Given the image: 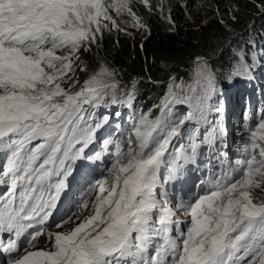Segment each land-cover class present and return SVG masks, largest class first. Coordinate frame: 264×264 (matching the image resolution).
Instances as JSON below:
<instances>
[{"label": "snow or ice", "instance_id": "snow-or-ice-1", "mask_svg": "<svg viewBox=\"0 0 264 264\" xmlns=\"http://www.w3.org/2000/svg\"><path fill=\"white\" fill-rule=\"evenodd\" d=\"M136 3L157 10L151 0H0V253L8 264H264V108L244 125L234 163L211 118L224 111L221 77L251 75L244 50L226 67L212 59L224 55L220 44L196 56L186 78L169 73L155 115H134L119 138L97 135L109 117L98 120L96 110L134 108L136 81L124 85L107 61L90 69L81 54L105 31L146 28ZM205 146L221 167L177 201L168 184ZM105 155L110 165L85 176L75 210L52 221L77 162Z\"/></svg>", "mask_w": 264, "mask_h": 264}, {"label": "trees", "instance_id": "trees-1", "mask_svg": "<svg viewBox=\"0 0 264 264\" xmlns=\"http://www.w3.org/2000/svg\"><path fill=\"white\" fill-rule=\"evenodd\" d=\"M201 1L175 2L171 8L172 23L160 16L157 10L141 12L140 17L146 25L144 35L132 33L121 37L117 43L110 38L106 48L95 50L98 57L92 61H107L120 76L140 77L141 81L135 83V91L148 95L158 94L155 87L166 84L169 73L186 78L191 61L198 55L210 54L218 44L224 46V55L218 61L216 56L212 57L217 67H226L233 50L238 48L247 53L253 63V72L264 60V11L261 10L264 0H232L233 4L222 6L221 10L213 9L209 3L208 6L202 5ZM197 8L206 10L196 17ZM223 10L228 13L224 14ZM202 15L207 16V20L193 27L190 21ZM242 38L247 42L238 46ZM229 43L231 48L227 47ZM221 80L223 77L220 84ZM219 91H223V87L220 86Z\"/></svg>", "mask_w": 264, "mask_h": 264}, {"label": "clouds", "instance_id": "clouds-1", "mask_svg": "<svg viewBox=\"0 0 264 264\" xmlns=\"http://www.w3.org/2000/svg\"><path fill=\"white\" fill-rule=\"evenodd\" d=\"M178 1L181 0H164L163 12L158 10L160 0H151V4L157 8V12L160 16L169 22L168 17L172 16L171 8L174 3ZM199 3L205 6L210 4L215 10L222 9L220 5L221 0H203ZM231 4H233V2ZM134 8L139 16L141 12L142 14L144 12L150 13V11L140 3L134 4ZM198 10L197 8L195 12H198ZM201 10L204 12L206 9ZM132 33L136 36L144 35L143 33H138L140 35L135 34L137 33V28H132L131 26L127 27L126 32H117L115 30L111 32L105 31L103 37L100 39L99 45H93L90 51L82 52L81 59L90 69L94 68L98 62H103L92 61V59L98 57L94 54L96 49L106 48L110 38L117 43L121 40V37L128 36ZM121 77L124 85L130 84L132 81H141L140 77L136 75L126 76L122 74ZM79 79L81 81L84 79L83 73L79 74ZM224 80H226V78H223L220 84V86L223 87V91H219L217 96V102L223 107L224 111L222 113H213L211 118L214 123H218L224 130L223 143L219 144V147L221 150H224L225 147L227 148L229 159L234 163L235 160L239 158L237 147L240 144V137L243 134L244 125L251 121L253 113L264 108V60L259 62V66L251 73L250 77L238 78L235 81L224 82ZM166 85L167 83L155 87V89L159 90L158 94L155 95L141 94L135 91L134 108H129L124 104H106L97 109L96 118L98 120H103L104 116L109 117V123L97 133L98 137L103 139L108 138L109 134H112L113 137L119 135L123 128L130 126L134 115L138 116L140 113H146L149 110L155 115L157 111L155 106L159 104L161 98L165 94L164 90L166 89ZM116 112H119L121 115L117 117L115 115ZM93 147L99 151V141ZM104 159L108 161L102 166L100 163ZM77 163L79 164L77 171L81 170L80 174H78L79 178L71 181V191L59 202L55 214L52 217V221H59L70 214V210H75L74 202L80 199L87 188L85 182V176L88 175L86 167H88L89 175H91L90 170H94L95 176L98 177L101 170L104 169L106 165H110L111 158L105 155L101 160L95 163L90 161H79ZM220 167V160L216 149H209L205 146L201 150L198 162L196 164L185 165L179 177L168 184L169 195L174 196L177 201L181 198L186 199L188 195L199 191L197 185H199L200 181L208 179L211 173L218 170ZM90 177H92V175ZM59 212H61L62 215H60ZM53 230L55 231L57 229ZM43 246V244L40 245V247ZM0 264H8V260H1Z\"/></svg>", "mask_w": 264, "mask_h": 264}, {"label": "rangeland", "instance_id": "rangeland-1", "mask_svg": "<svg viewBox=\"0 0 264 264\" xmlns=\"http://www.w3.org/2000/svg\"><path fill=\"white\" fill-rule=\"evenodd\" d=\"M233 1L232 0H221V6H223V5H225V6H227L229 3H232ZM226 11H228V8H226L225 9ZM225 10H223V13L224 14H227L228 12H226ZM201 12H202V10L201 9H199L198 10V12H196L195 14H197L196 15V17L197 16H199L200 14H201ZM207 20V16H205V15H202V16H200L198 19H195V20H193V21H190L191 23V25L193 26V27H197L199 24H202L203 22H205ZM144 32V28H142V29H137V33H135V34H138V33H143ZM138 35H140V34H138ZM246 39L245 38H242V39H240V41H239V43H238V46H243V45H245L246 44Z\"/></svg>", "mask_w": 264, "mask_h": 264}, {"label": "bare ground", "instance_id": "bare-ground-1", "mask_svg": "<svg viewBox=\"0 0 264 264\" xmlns=\"http://www.w3.org/2000/svg\"><path fill=\"white\" fill-rule=\"evenodd\" d=\"M144 107H145V106H144ZM145 108H146V107H145ZM114 138H119V135H116ZM107 161H108L107 159H104V160L101 161L100 164H101L102 166H104L105 163H106ZM108 164H109V163H108Z\"/></svg>", "mask_w": 264, "mask_h": 264}]
</instances>
